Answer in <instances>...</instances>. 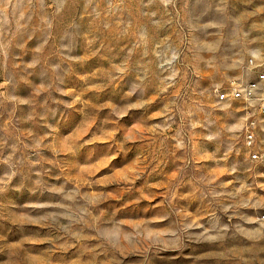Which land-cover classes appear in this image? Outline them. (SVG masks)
Here are the masks:
<instances>
[{
  "label": "rangeland",
  "instance_id": "374dc122",
  "mask_svg": "<svg viewBox=\"0 0 264 264\" xmlns=\"http://www.w3.org/2000/svg\"><path fill=\"white\" fill-rule=\"evenodd\" d=\"M251 61L264 0H0V264H264V162L217 98Z\"/></svg>",
  "mask_w": 264,
  "mask_h": 264
},
{
  "label": "built area",
  "instance_id": "2783aa9c",
  "mask_svg": "<svg viewBox=\"0 0 264 264\" xmlns=\"http://www.w3.org/2000/svg\"><path fill=\"white\" fill-rule=\"evenodd\" d=\"M249 73L253 78L249 81L234 83L226 91L217 93L220 102H239L244 105L248 114L245 127V146L250 151L252 162H264V147L257 142L256 128L259 117L264 118V64L250 62Z\"/></svg>",
  "mask_w": 264,
  "mask_h": 264
}]
</instances>
